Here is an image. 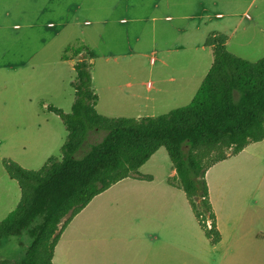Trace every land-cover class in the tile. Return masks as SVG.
Masks as SVG:
<instances>
[{
  "label": "rangeland",
  "instance_id": "374dc122",
  "mask_svg": "<svg viewBox=\"0 0 264 264\" xmlns=\"http://www.w3.org/2000/svg\"><path fill=\"white\" fill-rule=\"evenodd\" d=\"M110 1L68 0L64 6L47 4L46 0L34 5L25 0L19 9L7 6L6 10L14 12L11 17L0 14V222L21 199L18 184L2 167L3 160L40 170L51 157H62L68 132L62 119L48 108L72 112L75 91L70 84L76 77L73 66L78 60L86 57L91 64L99 114L154 117L191 103V90L199 87L213 63L205 38L220 29L229 13H237L242 24L253 18L264 31V0H256L252 6L253 0H217L219 4L210 7L211 23L200 30L195 22L185 21L189 32L169 34L168 41H163L162 33L168 26L166 11L164 7L154 10L155 0H147L140 4L142 9L128 14L103 13L108 19L105 23L95 13L85 11L79 15L81 20L72 18L77 7L101 2L110 9ZM67 7L72 8V14L65 13L63 18L61 11ZM193 7L190 2L183 4L182 14L187 15ZM23 10L26 17L18 15ZM217 14L223 17L217 18ZM123 17L127 24L119 22ZM85 19L93 25L84 26ZM263 39L257 36L250 42L248 35L239 36L230 49L257 62L264 57ZM79 47L84 49L75 57L74 50ZM64 54L72 61H62ZM171 78L185 79L184 86L189 89L177 97L160 92L156 83ZM147 82L154 83L155 89L148 91ZM104 135L93 134L89 142ZM139 174L153 179H126L111 187L93 205L100 207L97 225L85 235L69 231L63 244L71 247L72 241L78 243L83 237L87 240L85 253L107 264H264V141L249 145L206 174L222 235L216 246L206 239L184 192L169 186L168 179L176 173L165 148L156 152ZM128 190L134 193H117ZM75 224L78 226V219ZM31 242L28 232L5 240L0 264L6 259L20 260ZM61 263L57 260L56 264Z\"/></svg>",
  "mask_w": 264,
  "mask_h": 264
},
{
  "label": "trees",
  "instance_id": "16d2710c",
  "mask_svg": "<svg viewBox=\"0 0 264 264\" xmlns=\"http://www.w3.org/2000/svg\"><path fill=\"white\" fill-rule=\"evenodd\" d=\"M228 41L219 32L207 37L205 46L212 50L213 63L191 103L155 117L99 114L91 64L86 57L78 60L70 84L75 91L72 112L48 108L68 132L62 157H51L40 170L26 169L11 159L2 162L6 174L18 184L21 199L0 222V248L8 238L27 232L32 242L20 260L6 259L1 264H54L55 249L73 219L123 180L151 181L139 170L161 148L167 150L176 171L168 179L169 186L184 192L206 239L218 245L222 235L206 174L249 145L264 141V58L243 59L229 51ZM83 49L76 48L74 56ZM101 133H105L101 140L89 142L91 135Z\"/></svg>",
  "mask_w": 264,
  "mask_h": 264
},
{
  "label": "crops",
  "instance_id": "0c3cea01",
  "mask_svg": "<svg viewBox=\"0 0 264 264\" xmlns=\"http://www.w3.org/2000/svg\"><path fill=\"white\" fill-rule=\"evenodd\" d=\"M22 1L25 2V0H0V14L5 15L6 17L13 15L14 12L12 10H6L7 6L10 4L12 5V9L16 10L19 9L21 6L24 4ZM30 4L38 5L42 0H26ZM66 1L68 0H46L47 4H58V5H64L66 4ZM111 0V6L110 9L105 8L101 2H96L88 6L84 7H77V9L74 10L75 13H73V17L75 20H81L79 18V15L85 11V13H95L96 18H100L103 20V23L107 22L108 19H104L103 13H109L110 15L114 14L117 12V14H128L131 12H136V10L142 9L143 7H140L142 5H145L147 0ZM158 2L153 6V9H160L164 7V10L166 11L165 14V21L168 22V26L165 27V29L162 30L163 41H168V38L170 39L171 35L169 34L174 33V35L182 36L184 34H187L189 31L187 29V23L184 24L185 21H190V22H195L196 23V29H202L203 25H206V23H211L210 20L212 19V10L210 7H214L215 5H218L219 2L217 0H178L176 2H173L172 0H155ZM250 0L249 2H251ZM256 0H253L249 6H252ZM188 2L192 3L194 5L193 9L189 12L186 13L187 15H183V4H188ZM26 3V2H25ZM144 3V4H143ZM142 4V5H140ZM65 8L62 9V16L63 14H72V8L67 7L66 11L63 12ZM41 11V10H37ZM35 13V12H34ZM20 17H26L28 15L27 11H21L18 14ZM217 18H222V14H217ZM63 18H66L63 16ZM108 18V17H105ZM238 14L231 12L228 14L227 20L225 22L221 23L220 29L214 32H219L227 35L229 37L228 41V49L230 52L231 51V45L234 42V40H237L239 36H247L251 42V40H255L257 36H263L264 37V31L260 27H258V23L253 22V18H249L251 22H245L241 23L238 19ZM120 23L122 24H127L128 20L126 18H121L119 20ZM175 22V23H174ZM52 24V25H51ZM93 23L89 19L84 20V26H92ZM49 27L55 28L54 23H49ZM15 29H21L20 25H15ZM210 34V33H209ZM206 40V38H205ZM167 43H165V46H167ZM205 44V43H204ZM249 44V43H248ZM206 49H209L211 52V48L206 47ZM241 48V45H240ZM261 50L264 51V39L261 44ZM166 51H169V49H166ZM164 53H167V52ZM213 55V54H212ZM240 57V55L235 54ZM242 58V57H241ZM264 58V57H263ZM62 59V57H61ZM244 59V58H243ZM247 60V59H246ZM62 61H68V60H62ZM72 61V59H71ZM77 63V62H76ZM75 63V64H76ZM152 63L155 64L156 60H152ZM212 66V65H211ZM74 68V66H73ZM210 70V69H209ZM209 72V71H208ZM207 72V74H208ZM206 74V75H207ZM205 75V77H206ZM204 77V78H205ZM204 80V79H203ZM184 81L185 79L178 80L176 78H171V79H163L157 82V85H160L161 88H159L160 92L168 93L173 95L174 97H177L181 95L185 90H188L189 87L186 85L184 86ZM203 82V81H202ZM201 85V84H200ZM199 85V87H200ZM146 89L148 91H152L155 89V84L152 82H147L146 83ZM199 87H195V89H192L190 94L192 99L194 98L195 94L197 93ZM158 90V89H157ZM191 99V100H192ZM155 117V116H154ZM154 156V155H153ZM152 156V157H153ZM172 170L176 173V171L172 168ZM171 187V186H170ZM175 189V188H173ZM112 189L110 188L106 192L102 193L101 195L97 196L94 198V200L79 214L77 215L73 221L70 223V225L67 227V229L64 231V233L61 236V239L55 249V254H54V264L57 263V260L62 261L61 264H107L103 260H98L90 257L87 255L84 251L85 245L84 243L87 241L85 238L81 237V239H78V243L75 241H72V246L70 247L69 245L63 244V238L66 233L70 231V233H75L76 231L85 235L86 231L90 230L92 228V225L95 224L97 225V222L100 221L98 220L99 218V206H93L94 203H96L100 197L103 195L109 193ZM129 191V190H128ZM114 192V191H113ZM115 193V192H114ZM118 194H129V193H134L133 191H123L119 192L117 191ZM78 219V226H76V221ZM262 236V234H260ZM136 238H138V234L135 235ZM264 237V236H263ZM100 241V239H98ZM62 247V248H61ZM61 249V250H60ZM109 264V263H108Z\"/></svg>",
  "mask_w": 264,
  "mask_h": 264
}]
</instances>
